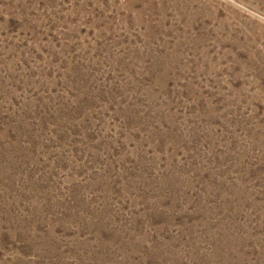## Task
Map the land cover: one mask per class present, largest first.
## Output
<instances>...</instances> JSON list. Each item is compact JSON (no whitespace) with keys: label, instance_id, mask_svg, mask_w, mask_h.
I'll return each mask as SVG.
<instances>
[{"label":"rangeland","instance_id":"1","mask_svg":"<svg viewBox=\"0 0 264 264\" xmlns=\"http://www.w3.org/2000/svg\"><path fill=\"white\" fill-rule=\"evenodd\" d=\"M0 264H264V0H0Z\"/></svg>","mask_w":264,"mask_h":264}]
</instances>
